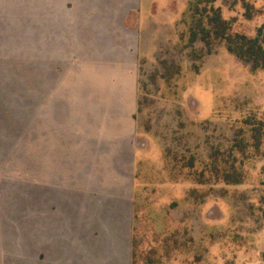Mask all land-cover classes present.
I'll use <instances>...</instances> for the list:
<instances>
[{"label": "rangeland", "instance_id": "obj_1", "mask_svg": "<svg viewBox=\"0 0 264 264\" xmlns=\"http://www.w3.org/2000/svg\"><path fill=\"white\" fill-rule=\"evenodd\" d=\"M215 5L235 20L234 31L256 36L262 28L264 34V0H216ZM187 8L188 0H142L131 159L124 163L114 143H101L100 177H90L93 166L83 163L82 176L68 178L84 193L121 192L120 199L131 202L135 229L132 219L127 221L126 244L113 251L125 264L131 263L133 236L134 264H264V142L260 154L245 161L238 156L246 177L241 185L215 182L206 170L213 149L226 152L246 118L264 119V71L254 72L223 42L211 54L200 41L187 47L186 28L179 24ZM10 56L0 54V61ZM3 88L16 91L10 97L17 100L3 105L17 117L0 119L6 129L0 183L9 192L7 201L19 192L20 205L30 206V179L40 178L42 167V151L30 148V90ZM105 154H110L107 167ZM191 158L194 168L187 166ZM108 167L112 177H101ZM201 172L204 185L197 182ZM193 189L199 194L191 197Z\"/></svg>", "mask_w": 264, "mask_h": 264}, {"label": "crops", "instance_id": "obj_2", "mask_svg": "<svg viewBox=\"0 0 264 264\" xmlns=\"http://www.w3.org/2000/svg\"><path fill=\"white\" fill-rule=\"evenodd\" d=\"M141 10L142 0H0V54L11 55L0 61V119L17 117L3 105L16 91L3 86L26 85L30 148L42 151L30 206L19 192L7 201L0 183V264H125L113 251L126 244L131 202L121 192L84 193L68 177H81L83 163L100 177L101 143L131 159ZM5 131L0 121V162Z\"/></svg>", "mask_w": 264, "mask_h": 264}, {"label": "trees", "instance_id": "obj_3", "mask_svg": "<svg viewBox=\"0 0 264 264\" xmlns=\"http://www.w3.org/2000/svg\"><path fill=\"white\" fill-rule=\"evenodd\" d=\"M216 0H188L187 11L183 14L180 25H184L188 37L187 47L194 46L198 41L206 47L207 53L211 54L217 42H223L229 53L239 60L250 64L254 72L264 71V34L262 28L258 29L256 36L234 31V19H226L220 7L215 5ZM247 16L252 18L251 6L247 3ZM185 39L181 35V40ZM264 142V119L249 117L243 121V125L235 132L232 145L221 151L214 148L210 154V161L206 166L215 182H223L226 185H241L246 177L242 169L237 165L238 156L242 160L252 158L261 152ZM194 168L195 159L191 158L188 165ZM264 174V168H263ZM205 172L199 173L197 182L200 185L207 183ZM190 196L199 194L198 190L189 191ZM204 198V197H203ZM135 216H133V230ZM138 241H131V263L134 264V255Z\"/></svg>", "mask_w": 264, "mask_h": 264}]
</instances>
